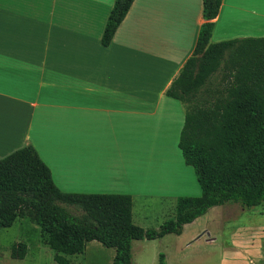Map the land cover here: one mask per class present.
<instances>
[{
  "label": "crops",
  "instance_id": "obj_1",
  "mask_svg": "<svg viewBox=\"0 0 264 264\" xmlns=\"http://www.w3.org/2000/svg\"><path fill=\"white\" fill-rule=\"evenodd\" d=\"M115 2L0 0V159L32 145L62 192L131 195L134 223L158 229L175 216L179 190H196L175 147L187 109L167 91L195 50L203 0H135L104 47ZM246 37H264V0H223L211 43ZM141 198L171 206H135ZM214 232L207 225L194 240L215 246ZM168 237L135 241L133 252ZM222 252L225 264L264 261V218L234 231Z\"/></svg>",
  "mask_w": 264,
  "mask_h": 264
},
{
  "label": "trees",
  "instance_id": "obj_2",
  "mask_svg": "<svg viewBox=\"0 0 264 264\" xmlns=\"http://www.w3.org/2000/svg\"><path fill=\"white\" fill-rule=\"evenodd\" d=\"M135 0H116L102 36L108 47ZM223 0H203L193 55L167 95L186 106L178 147L194 169L200 197L177 199L175 217L158 229L133 221L127 194L64 193L32 145L0 159V229L29 219L46 235L57 264L83 254L91 242L114 249L113 264H133V243L180 236L184 227L227 202L264 206V37L211 43ZM28 245L14 244L23 260ZM158 264H167L159 254Z\"/></svg>",
  "mask_w": 264,
  "mask_h": 264
},
{
  "label": "rangeland",
  "instance_id": "obj_3",
  "mask_svg": "<svg viewBox=\"0 0 264 264\" xmlns=\"http://www.w3.org/2000/svg\"><path fill=\"white\" fill-rule=\"evenodd\" d=\"M178 149V145L175 146ZM178 151H180L178 149ZM166 153V155H165ZM160 163L161 166L170 164V155L166 151V147H160ZM158 156H155L157 159ZM182 154L180 153V158ZM153 160V159H152ZM153 160L152 163H155ZM184 167L194 174L195 192L188 191L185 186L178 192V196L200 197L202 192L197 182L194 170L191 166H187L184 162ZM180 188V186H179ZM197 191V192H196ZM141 198L136 200L135 206H171L167 200L156 201L155 199L148 200ZM222 206L229 208H244L240 204L227 202ZM245 212L237 216H222L221 218L215 215V211H208L201 217L192 227L183 230L182 236L170 235L171 239H167L165 243H147L140 247V243H135L133 252V264H151L153 253H163L168 258L169 264H225L226 258L222 252V245L226 243L234 231L246 226L250 223L263 221L264 206L255 208H244ZM261 213V214H260ZM263 214V215H262ZM175 217V216H174ZM173 216L171 217L174 218ZM210 227L215 231L214 235L219 239V243L215 246L207 245L203 241L197 242L194 239L197 237L199 230L205 226ZM185 232V233H184ZM46 235L41 231L39 226L29 219H18L11 228L0 229V264H57L54 260L55 252L47 245ZM25 243L28 245L27 256L23 260H16L11 257V250L14 244ZM114 249H109L102 246L98 242L89 244L88 249L83 254L71 256V264H112L111 255ZM241 255L239 264H248L247 257ZM155 264V262H154ZM259 264H264V261Z\"/></svg>",
  "mask_w": 264,
  "mask_h": 264
}]
</instances>
